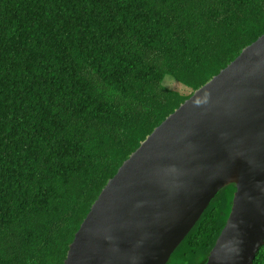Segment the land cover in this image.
Returning <instances> with one entry per match:
<instances>
[{"label": "trees", "instance_id": "1", "mask_svg": "<svg viewBox=\"0 0 264 264\" xmlns=\"http://www.w3.org/2000/svg\"><path fill=\"white\" fill-rule=\"evenodd\" d=\"M262 34L264 0H0V264H63L123 162ZM235 191L166 264H206Z\"/></svg>", "mask_w": 264, "mask_h": 264}, {"label": "water", "instance_id": "2", "mask_svg": "<svg viewBox=\"0 0 264 264\" xmlns=\"http://www.w3.org/2000/svg\"><path fill=\"white\" fill-rule=\"evenodd\" d=\"M230 184L231 212L206 264H252L264 244V34L123 162L63 264H166Z\"/></svg>", "mask_w": 264, "mask_h": 264}, {"label": "rangeland", "instance_id": "3", "mask_svg": "<svg viewBox=\"0 0 264 264\" xmlns=\"http://www.w3.org/2000/svg\"><path fill=\"white\" fill-rule=\"evenodd\" d=\"M165 84L170 87L171 89H174L178 92H184L187 93L188 91L186 89H182L184 88L183 85L180 82H177L174 78H172L171 76H166L165 78Z\"/></svg>", "mask_w": 264, "mask_h": 264}]
</instances>
